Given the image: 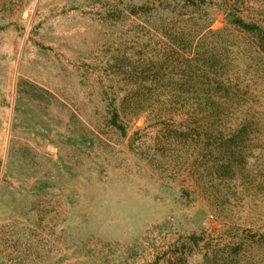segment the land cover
Masks as SVG:
<instances>
[{"label":"rangeland","instance_id":"rangeland-1","mask_svg":"<svg viewBox=\"0 0 264 264\" xmlns=\"http://www.w3.org/2000/svg\"><path fill=\"white\" fill-rule=\"evenodd\" d=\"M264 0H0V264H264Z\"/></svg>","mask_w":264,"mask_h":264},{"label":"trees","instance_id":"trees-1","mask_svg":"<svg viewBox=\"0 0 264 264\" xmlns=\"http://www.w3.org/2000/svg\"><path fill=\"white\" fill-rule=\"evenodd\" d=\"M237 23L247 31L259 32L264 39V32L256 25L247 24L243 21H237Z\"/></svg>","mask_w":264,"mask_h":264}]
</instances>
